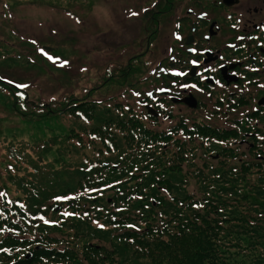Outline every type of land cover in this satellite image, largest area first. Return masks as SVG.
<instances>
[{
  "label": "trees",
  "instance_id": "16d2710c",
  "mask_svg": "<svg viewBox=\"0 0 264 264\" xmlns=\"http://www.w3.org/2000/svg\"><path fill=\"white\" fill-rule=\"evenodd\" d=\"M65 1L48 7L74 14L90 2ZM156 8L141 14L152 21L169 5ZM22 56L0 43L7 108L29 119L63 115L68 129L2 136L0 264H264L263 109L238 128L201 116L164 128L126 100L94 99L95 87L42 101L10 77ZM136 58L104 74L106 91L133 85L123 80L140 71Z\"/></svg>",
  "mask_w": 264,
  "mask_h": 264
},
{
  "label": "flooded vegetation",
  "instance_id": "af4514ba",
  "mask_svg": "<svg viewBox=\"0 0 264 264\" xmlns=\"http://www.w3.org/2000/svg\"><path fill=\"white\" fill-rule=\"evenodd\" d=\"M155 4L162 7L156 10L166 4L169 8L152 21L139 15L146 33L150 31L136 42L140 73L135 81L123 80L139 93L129 103L154 116L151 120L164 128L189 123L199 114L221 128H238L240 118L264 110V0ZM124 64L111 71L116 68L119 73ZM181 133L180 129L175 135ZM247 139L248 135L242 138Z\"/></svg>",
  "mask_w": 264,
  "mask_h": 264
},
{
  "label": "rangeland",
  "instance_id": "374dc122",
  "mask_svg": "<svg viewBox=\"0 0 264 264\" xmlns=\"http://www.w3.org/2000/svg\"><path fill=\"white\" fill-rule=\"evenodd\" d=\"M7 1L5 4L0 0V43L15 55L17 52L23 55L20 61H13L17 62L14 67H9L10 77L27 81L28 90L41 95L42 101H61L71 93L82 97L93 87L98 89L92 93L97 100L135 101L138 98L135 88L130 90L132 87L123 83H110L106 91L102 78L111 67L127 62L131 54L140 50L136 42L143 41L147 33L139 15H135L143 8L151 9L157 0H89L74 8L75 15L67 9L48 7L58 4L57 0ZM59 2L66 4L65 0ZM5 67L0 58V69ZM136 77L131 80L135 81ZM0 88L3 92L7 90ZM141 88L140 85L137 89ZM205 116L211 119L210 115ZM67 129L68 122L63 115L29 119L14 113L7 108L0 93V141L2 136L13 134L40 140Z\"/></svg>",
  "mask_w": 264,
  "mask_h": 264
},
{
  "label": "snow or ice",
  "instance_id": "6c2138e0",
  "mask_svg": "<svg viewBox=\"0 0 264 264\" xmlns=\"http://www.w3.org/2000/svg\"><path fill=\"white\" fill-rule=\"evenodd\" d=\"M24 87H26V86H24Z\"/></svg>",
  "mask_w": 264,
  "mask_h": 264
}]
</instances>
